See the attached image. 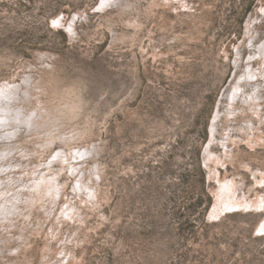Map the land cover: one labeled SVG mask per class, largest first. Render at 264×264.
<instances>
[{
	"label": "rangeland",
	"instance_id": "374dc122",
	"mask_svg": "<svg viewBox=\"0 0 264 264\" xmlns=\"http://www.w3.org/2000/svg\"><path fill=\"white\" fill-rule=\"evenodd\" d=\"M263 9L0 0V264H264Z\"/></svg>",
	"mask_w": 264,
	"mask_h": 264
},
{
	"label": "bare ground",
	"instance_id": "6f19581e",
	"mask_svg": "<svg viewBox=\"0 0 264 264\" xmlns=\"http://www.w3.org/2000/svg\"><path fill=\"white\" fill-rule=\"evenodd\" d=\"M186 2V1H185ZM187 3V2H186ZM182 7V6H181ZM261 8V7H260ZM262 9V8H261ZM260 9V10H261ZM264 10V9H263ZM250 21V20H249ZM248 24H246V26H247ZM248 27H250L249 25H248ZM248 31V30H247ZM250 31V30H249ZM249 33V32H248ZM264 42V41H263ZM260 48L263 50L264 49V43L260 46ZM259 50V49H258ZM263 51H261V53H262ZM254 54V53H253ZM260 54V53H259ZM254 56H255V54H254ZM264 57V56H263ZM260 58H262V57H260ZM249 63V62H248ZM262 63V62H261ZM260 63V64H261ZM256 70V69H255ZM255 70H253L252 69V67H249L248 69H247V71L246 72H243L244 74L241 76V78H246V77H248L247 75H249V76H253V75H256V73H255ZM264 71V70H263ZM262 72V71H261ZM257 76V75H256ZM258 77V76H257ZM257 77H256V79H257ZM254 78V77H253ZM261 78V77H260ZM252 81V80H251ZM254 81V80H253ZM253 81L251 82V83H253ZM260 81V80H259ZM262 81V80H261ZM258 84V83H257ZM261 85V84H260ZM235 89L237 90L238 88H237V86H235ZM233 91V90H232ZM7 93H10V91L9 92H7ZM255 93V92H254ZM8 95L7 94H4V95H1L0 94V120H3V119H6L7 118V116H5L4 115V111H6L7 109V107H6V103H3V99H2V97H7ZM240 97V96H239ZM256 97V96H255ZM226 100V99H225ZM255 101V100H254ZM257 101V100H256ZM226 102H227V100H226ZM237 102H238V100H237ZM258 102V101H257ZM231 105V104H230ZM228 107H230V106H228ZM254 112V111H253ZM233 114V113H232ZM260 115V112H259V114H258V116ZM217 158V157H216ZM219 159V158H218ZM218 159H217V161H218ZM221 159V158H220ZM219 159V160H220ZM246 166V165H245ZM215 175V174H214ZM255 175V174H254ZM1 176V175H0ZM216 176V175H215ZM217 177V176H216ZM257 179L258 178H256V181H257ZM212 180V179H211ZM217 180V179H216ZM259 180V179H258ZM221 182H222V180H221ZM224 182V181H223ZM222 182V184H225V182H227V181H225L224 183ZM231 182V181H230ZM234 182V181H233ZM233 182H231V183H233ZM228 183V182H227ZM231 183H229L230 185H231ZM222 184H220V186L222 185ZM235 184V183H234ZM256 184V183H255ZM227 184H225V187H226V189L228 188L227 186H226ZM234 186H236V185H234ZM233 186V187H234ZM223 187V188H222ZM222 187H219V188H221V189H223V190H225V188H224V186L222 185ZM229 188H232L231 186H229ZM221 189H219L220 191L219 192H221V195H222V191L223 190H221ZM46 190V189H45ZM230 190V189H229ZM228 190V191H229ZM232 190H233V188H232ZM234 190H235V188H234ZM227 191V190H226ZM231 193H232V191H230ZM229 192V193H230ZM215 193V192H214ZM229 193H227L228 194V197L230 196V197H232V194L230 195ZM234 193H235V191L233 192V195H234ZM217 194V193H216ZM219 195H220V193H219ZM220 195V196H221ZM223 197H225V195H226V193H225V191H224V193H223ZM236 195V194H235ZM257 195V194H256ZM217 196H218V194H217ZM217 196H216V198H217ZM219 196V197H220ZM223 197H222V199H223ZM234 197V198H233ZM232 198L233 199H229V200H222V201H224V202H226V203H224V202H222L221 200H220V198H218V201H216V202H219V200L221 201V202H219L220 203V205L222 204V203H224V205L226 204V207H224L227 211H233V210H239V209H243L242 211H244V209L246 210V209H251V210H253V209H257V210H259V209H261L262 208V206H264V204H262V201H261V199H259V196L257 195V197H256V199H253V201L251 200L250 201V199H245V196H244V198L242 197V198H236L235 196H233ZM225 199H227V197H225ZM223 204L221 205V206H224ZM217 207H218V205H217ZM220 207V206H219ZM221 208V210L223 211V207H220ZM223 208V209H222ZM214 209H216V208H214ZM220 210V209H219ZM250 210V211H251ZM249 211V210H248ZM216 213H217V211H215ZM218 213H220V212H218ZM217 213V214H218ZM211 214V213H210ZM260 226H262L263 228H264V219L262 220V223H261V225ZM259 229H261L260 227H259ZM262 230V229H261Z\"/></svg>",
	"mask_w": 264,
	"mask_h": 264
},
{
	"label": "snow or ice",
	"instance_id": "6c2138e0",
	"mask_svg": "<svg viewBox=\"0 0 264 264\" xmlns=\"http://www.w3.org/2000/svg\"><path fill=\"white\" fill-rule=\"evenodd\" d=\"M102 2H103V0H102ZM53 24H54V26H56L57 25V21H53Z\"/></svg>",
	"mask_w": 264,
	"mask_h": 264
}]
</instances>
